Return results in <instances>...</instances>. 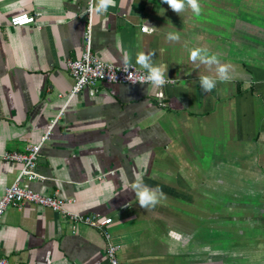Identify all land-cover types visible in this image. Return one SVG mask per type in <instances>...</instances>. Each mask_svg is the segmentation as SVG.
<instances>
[{
  "label": "crops",
  "instance_id": "0c3cea01",
  "mask_svg": "<svg viewBox=\"0 0 264 264\" xmlns=\"http://www.w3.org/2000/svg\"><path fill=\"white\" fill-rule=\"evenodd\" d=\"M89 2L0 0V200L22 169L2 156L27 152L56 122L39 159L47 179L25 185L108 218L123 263L264 264V0H199V16L162 0H114L97 13L94 0V54L142 70L137 54H151L175 83L71 96L67 62L85 52ZM23 14L36 23L12 26ZM194 48L231 79L204 92L199 76L215 67L192 62ZM137 178L165 193L154 207L139 206ZM106 248L98 229L35 204L10 206L0 224V256L12 263L109 264Z\"/></svg>",
  "mask_w": 264,
  "mask_h": 264
},
{
  "label": "built area",
  "instance_id": "2783aa9c",
  "mask_svg": "<svg viewBox=\"0 0 264 264\" xmlns=\"http://www.w3.org/2000/svg\"><path fill=\"white\" fill-rule=\"evenodd\" d=\"M93 11L94 0H90L87 10L89 16V26L84 54L79 58H73L67 62V69L75 80V86L71 96H74L83 90H88L91 95H96L99 92L100 84L149 85L142 79L143 77H146V71L133 64H130V67L126 70L124 65L104 62L94 54L91 45ZM35 21L34 16L30 14H23L14 17L11 20V24L12 26H27L35 24ZM142 30L146 31V27H143ZM128 71L133 72L136 83H133L126 78ZM165 79L167 82L164 86L159 88L161 90L162 88L175 83L172 79L167 77H165ZM160 96L164 97L163 94H160ZM55 124L56 122L52 125L47 134L43 136L41 142L31 146L27 152L12 151L6 152L2 156L4 160L19 163L22 166V169L15 182L6 188L4 195L0 200V224L2 223L10 206L22 208L26 204H35L50 208L64 217H69L76 225L84 223L98 229L107 241L106 254L109 264H125L119 257L118 247L112 243L111 234L107 229V226L110 223L108 218L99 215L84 216L72 213L67 209L65 199L58 196L42 194L25 185L32 182H43L47 179L46 176L39 171V159L41 157L42 147L51 137ZM0 264L21 263H12L9 259L0 256Z\"/></svg>",
  "mask_w": 264,
  "mask_h": 264
},
{
  "label": "clouds",
  "instance_id": "9594fccd",
  "mask_svg": "<svg viewBox=\"0 0 264 264\" xmlns=\"http://www.w3.org/2000/svg\"><path fill=\"white\" fill-rule=\"evenodd\" d=\"M162 2L166 3L177 14L185 11L186 8L191 9L197 16L201 13L199 0H162ZM113 3L114 0H96L95 11L97 13L106 12ZM167 40L170 42H177L180 40V35L178 32H169L167 34ZM189 58L192 62L199 61L210 70L215 67V77L209 75L199 76L200 87L204 92H211L216 87L218 81L226 82L231 79L230 66L222 64L217 55H210L205 48L191 49ZM136 63L146 70L147 75L142 79L146 81L147 84L157 88L165 85L167 82L165 79V70L161 66L152 63L151 54H145L143 52L138 53ZM122 64L125 66L126 70L130 67V60L127 56L123 57ZM126 78L136 83L132 71L127 72ZM131 190L135 193V198L138 200L139 206L145 209L154 207L165 196V193L159 186L149 187L139 178L132 182Z\"/></svg>",
  "mask_w": 264,
  "mask_h": 264
}]
</instances>
